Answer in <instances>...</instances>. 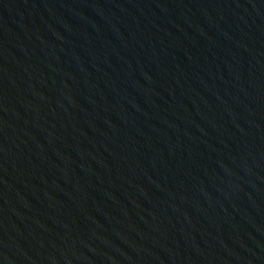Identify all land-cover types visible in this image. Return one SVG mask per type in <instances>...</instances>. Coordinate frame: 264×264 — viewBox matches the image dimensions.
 <instances>
[{
    "label": "water",
    "instance_id": "obj_1",
    "mask_svg": "<svg viewBox=\"0 0 264 264\" xmlns=\"http://www.w3.org/2000/svg\"><path fill=\"white\" fill-rule=\"evenodd\" d=\"M0 264H264V0H0Z\"/></svg>",
    "mask_w": 264,
    "mask_h": 264
}]
</instances>
